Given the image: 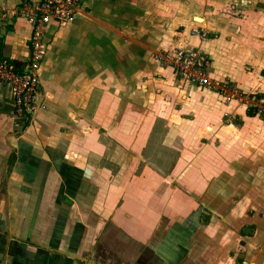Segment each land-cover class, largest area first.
<instances>
[{"label": "crops", "instance_id": "0c3cea01", "mask_svg": "<svg viewBox=\"0 0 264 264\" xmlns=\"http://www.w3.org/2000/svg\"><path fill=\"white\" fill-rule=\"evenodd\" d=\"M2 1L10 12L0 21V53L21 69L31 27L12 10L28 0ZM176 46L201 48L211 76L264 97V0H87L73 22L47 25L42 107L15 126L11 96L0 87V264H114L105 255L120 243L109 242L110 231L130 222L112 208L109 187L139 182L131 178L138 164L153 174L151 138L186 156L183 168L198 171L215 202L237 193L239 180L249 196L260 195L264 117L161 67L155 53ZM152 177L149 191L166 183ZM262 193L257 207L247 198L257 218ZM255 251L248 247L239 262Z\"/></svg>", "mask_w": 264, "mask_h": 264}, {"label": "rangeland", "instance_id": "374dc122", "mask_svg": "<svg viewBox=\"0 0 264 264\" xmlns=\"http://www.w3.org/2000/svg\"><path fill=\"white\" fill-rule=\"evenodd\" d=\"M257 115L264 117L262 114ZM145 151L146 161L150 162L146 167L153 174L143 168L144 165L138 164L131 178L139 182L109 187L114 196L112 208L130 222L128 225L122 220L118 228L110 231L109 242L116 240L120 243L117 244L120 249H115L112 254L116 264H126L127 261L133 264H242L238 259L243 255L245 258L247 248L251 251V246L258 251L249 255L246 263L264 264V218L254 217L255 210L250 211L252 206L247 202V198H252L253 206L255 203L261 205L259 197L263 194L264 183L258 186L254 184L259 196H249L246 191L251 186H245L246 182L239 180L241 186L235 187L239 189L237 193L215 202L212 197H207L210 187L203 180L198 181V171L183 168L180 158L189 161L186 156L167 150L161 138L149 139ZM112 164L116 173L120 165ZM158 174L164 177L166 183L149 191L150 181L154 178L152 175ZM135 189L136 192L141 189L142 195H133ZM225 195V192L219 193V196ZM154 196L157 197L151 202L154 205L150 208V199ZM140 198L141 204L136 202L133 207L131 201ZM201 198H205L204 201ZM232 210L237 212L236 215ZM149 213L154 215L153 218L147 219ZM249 222H254L258 230L252 228ZM249 231H253V235H247ZM106 235L107 232L103 230L100 242H106ZM132 240L133 244L130 243ZM121 243L125 244V248Z\"/></svg>", "mask_w": 264, "mask_h": 264}, {"label": "built area", "instance_id": "2783aa9c", "mask_svg": "<svg viewBox=\"0 0 264 264\" xmlns=\"http://www.w3.org/2000/svg\"><path fill=\"white\" fill-rule=\"evenodd\" d=\"M87 0H28L16 11L31 27L29 53L23 67L18 69L12 61L0 53V87H6L13 105V120L17 126L31 119L42 107L39 88V70L45 52L46 27L51 21L58 24L73 22L79 6ZM5 3L0 0V21L9 15ZM204 36V35H203ZM158 64L169 68L185 82L214 91L223 102H243L252 106L257 114L264 115V97L257 92H246L228 79H217L210 74V55L194 46H176L155 53Z\"/></svg>", "mask_w": 264, "mask_h": 264}, {"label": "flooded vegetation", "instance_id": "af4514ba", "mask_svg": "<svg viewBox=\"0 0 264 264\" xmlns=\"http://www.w3.org/2000/svg\"><path fill=\"white\" fill-rule=\"evenodd\" d=\"M105 258H106L107 260H110V262H112V263L115 262V261H114V258H115V257L112 256V254L109 256V252H108V255H107V254L105 255Z\"/></svg>", "mask_w": 264, "mask_h": 264}]
</instances>
